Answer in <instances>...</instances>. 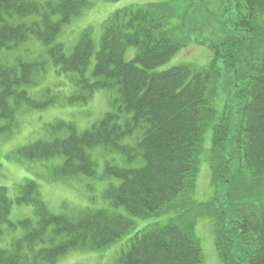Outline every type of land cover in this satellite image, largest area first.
Listing matches in <instances>:
<instances>
[{
  "label": "trees",
  "instance_id": "1",
  "mask_svg": "<svg viewBox=\"0 0 264 264\" xmlns=\"http://www.w3.org/2000/svg\"><path fill=\"white\" fill-rule=\"evenodd\" d=\"M91 1L0 0L12 10L0 14V52L13 51L20 34L25 42L38 38L48 54L39 63L0 61L1 135L12 131L20 105L41 110L61 102L50 88L39 101L26 90L32 70L46 64L74 87L62 102L83 104L104 90L111 106L81 131L65 120L50 123L45 136L15 150V159L50 161L54 181L95 177V146L124 160L105 162L103 176L114 180L103 207L64 204L54 212L35 179L21 177L12 197L0 185V264H54L69 251L101 250L125 236L117 264H204L190 208H178L193 192L207 129L215 212L206 216L217 258L264 264V0H222L207 65L180 61L163 69L183 43L166 14L173 0L121 7L102 21L97 43L86 29L66 53L63 23ZM12 203L31 206L32 215L10 219ZM141 221L149 222L137 228Z\"/></svg>",
  "mask_w": 264,
  "mask_h": 264
},
{
  "label": "rangeland",
  "instance_id": "2",
  "mask_svg": "<svg viewBox=\"0 0 264 264\" xmlns=\"http://www.w3.org/2000/svg\"><path fill=\"white\" fill-rule=\"evenodd\" d=\"M168 0H115V1H95L80 17L66 26L60 32L59 41L69 45L77 39L85 28H92V37L99 40L101 23L115 10L130 4L158 3ZM222 0H173L166 2V14L171 18V26L177 27V35L183 40L181 47L162 68L169 67L177 62L192 63L197 66H206L211 60V48L209 46L212 37V22L215 21L216 13L220 12ZM175 16V17H174ZM174 17V18H173ZM213 39V37H212ZM42 43L38 38H30L19 48L13 51H1L0 61L11 63L17 56L21 59L30 61L40 59V48ZM133 53L134 50L130 49ZM47 67H37L32 70L36 85L26 87L30 97L39 101L43 100L51 92H58L60 95L59 103L50 105L44 109H36L20 105L15 112V125L7 135L0 134V185L8 188L11 197L14 194L13 186L20 181L21 177L27 176L35 179L40 189V195L47 205L54 211H60L64 204L74 208H84L86 206L103 207L105 200L103 191L109 181L114 179L103 176L105 162L111 163L114 160L112 154L117 153H93L96 161V176H78L62 181H54L50 177V161L29 162L15 159V150L27 143L33 142L45 136L50 123L57 120L72 122L79 131L88 128L96 122L110 108L108 103V93L104 90L97 91L83 104L68 105L62 102L63 98L74 92L73 85L66 78L58 79L53 73L54 69L46 64ZM217 85L215 92L217 95L216 109L221 110L222 89ZM44 88V89H43ZM49 89V90H50ZM214 119V115L211 117ZM211 131L206 130L204 134V145L199 155L200 169L195 180L194 189L188 199L182 200L178 208L179 214L185 213L190 208L188 219L192 220V232L198 240L202 250L204 264H221L217 258L213 243L211 224L207 213L214 210V197L210 187V167L209 153H213L210 148ZM9 155L8 159L5 157ZM111 157V158H110ZM227 160V157L224 161ZM117 165H123L122 161L114 160ZM55 162V161H54ZM53 162V163H54ZM57 163V162H56ZM240 187V186H239ZM215 195V194H214ZM246 196L248 193L239 192V196ZM221 196H219L220 198ZM213 202V204H212ZM215 212V211H214ZM211 214V216L214 214ZM32 215V207L27 205H16L12 203L10 219L17 220ZM170 216V215H169ZM169 216H159L163 222ZM172 218V217H171ZM149 221L138 222L137 228H141ZM136 228V229H137ZM7 230L5 231V233ZM133 231H131L132 233ZM125 236L111 246L101 250H72L59 257L54 264H117V252L124 243Z\"/></svg>",
  "mask_w": 264,
  "mask_h": 264
},
{
  "label": "bare ground",
  "instance_id": "3",
  "mask_svg": "<svg viewBox=\"0 0 264 264\" xmlns=\"http://www.w3.org/2000/svg\"><path fill=\"white\" fill-rule=\"evenodd\" d=\"M95 1H105V0H92V1H91V4H90V6H89V8L93 5V3H94ZM89 8H87V9L81 11V12L78 13L77 15H73V16H71L70 18H68L67 21H66L65 23H63V26H66V25L71 24V23L74 21L75 18L80 17V16H81L86 10H88ZM5 11H12V10H11V7H10V5H9V2H7L5 5H4V4L0 5V14H1L2 12H5ZM54 17L56 18L57 15H55ZM86 29L90 30L91 35H92V28H90V27H89V28H85V29H83L82 31H84V30H86ZM82 31H80V32H82ZM100 34H101V32H100ZM15 37H19L18 40H17L16 42H14V44H13V45L16 46L15 48L17 49V48L21 47L22 45H24L25 40H22L23 37H22L20 34H18V35L15 36ZM77 41H78V38H77L75 41H73V43H72L71 45H69V50L66 49V48H67V44L64 43V42H62V44H63V49L65 50V52H66V53H67V52H71L72 49H73V47H74V45L76 44ZM47 55H48V54H47V52H46V47L42 45V47L40 48V55H39V56H40V59H33L32 61H36V62L39 63V61L41 62V60H43ZM16 58H21V56H17V57H15L13 60H15ZM69 76H73V74H69ZM73 77H74V76H73ZM34 85H36V82H35V81H33L28 87H33ZM43 89H44V88H43ZM95 93H96V92H95ZM55 95L58 97V100L61 98L58 92H54V93H53V97H54ZM93 95H94V94H93ZM107 97H108V103L110 104V100H109V99H110V96L108 95ZM54 98H55V97H54ZM91 150H92L93 153L95 152V153H97V154H99V153H105V152H106V151H104L103 147H101V146H95V147H93ZM117 154H118V153H117ZM112 157H113L114 160H118V161L120 160V161H122L123 164H124V160L122 159V157H121L119 154H118V155L112 154ZM135 164H137V161H135Z\"/></svg>",
  "mask_w": 264,
  "mask_h": 264
}]
</instances>
